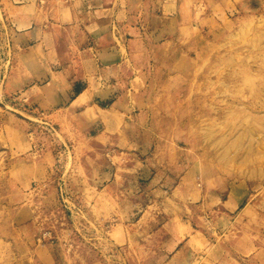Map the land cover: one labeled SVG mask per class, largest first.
Here are the masks:
<instances>
[{
  "label": "rangeland",
  "instance_id": "rangeland-1",
  "mask_svg": "<svg viewBox=\"0 0 264 264\" xmlns=\"http://www.w3.org/2000/svg\"><path fill=\"white\" fill-rule=\"evenodd\" d=\"M81 1L114 5L75 41L0 1V263L264 264V0ZM58 52L96 72L72 104L25 79Z\"/></svg>",
  "mask_w": 264,
  "mask_h": 264
},
{
  "label": "crops",
  "instance_id": "crops-1",
  "mask_svg": "<svg viewBox=\"0 0 264 264\" xmlns=\"http://www.w3.org/2000/svg\"><path fill=\"white\" fill-rule=\"evenodd\" d=\"M5 1L6 4H12L16 3L19 0H0ZM33 1V6L30 7L31 14L25 15L20 14L19 7H15L12 12L14 14V21L12 23V29L14 32H17V35L24 36L25 39H30L34 41H41V40H62V37L57 38L56 36L53 37V34H59L60 32L62 34L66 35H73V36H66L64 37L65 40H77L83 38V35H87L89 33L88 28L95 32V26H96V20L90 22V23H83L81 20L84 19L88 14H91L92 17H95L96 14H100L98 17L99 20L102 17V12H106L108 10L111 11V8L114 5V2H111V5L107 7V9H99L94 8L90 10V13H86V7L84 6L83 2L81 0H78L74 3H64L62 0H31ZM40 3H44V5H41ZM101 22V21H100ZM102 23V22H101ZM103 23L106 25L107 22ZM102 23V24H103ZM90 34V33H89ZM95 39H98V37L92 36ZM100 39V38H99ZM66 57V60L62 61V55L60 52H58L55 55L51 54H44L41 59L37 63V67H42V71H40L38 74L33 75L32 77L25 78L28 82H39L42 80L49 79V74L54 73L55 77L60 76L66 83H69V85L65 86V91L68 92L66 94L67 96L71 94L72 96L74 93V87L77 83L80 82L79 89L81 90L77 97L74 98L72 101L66 100V103L75 102L79 96H81L86 90L93 89V85L91 84V81L93 80V75L96 74V72H93L92 74L86 76L81 70H76L75 67H73V61L72 58H77V55L71 56V54ZM71 58V63H69V59ZM66 61V62H65ZM105 61L108 62V65H106L107 68H112V64L114 62L112 60H109L108 58L105 59ZM58 65L59 71H53L52 68H55V66ZM41 70V68H40ZM49 72V73H48ZM68 75V77H67ZM69 80V82H68ZM71 80V81H70ZM25 81V80H24ZM25 81V82H26ZM59 97H63L65 99V94L59 95ZM226 205V203H225ZM29 210L21 208L19 210V215H22V218L25 217V215H30ZM1 245V244H0ZM38 249L33 247L30 249L28 248V253L30 254L29 257H25L24 259L20 260L21 257H15L13 264H39V261H41V264H54L52 261L47 260L43 261L40 257V255L37 253ZM3 257V256H2ZM242 261V262H241ZM234 264H244L246 260H242ZM250 262L246 261V264H249ZM0 264H11L9 261H5Z\"/></svg>",
  "mask_w": 264,
  "mask_h": 264
}]
</instances>
